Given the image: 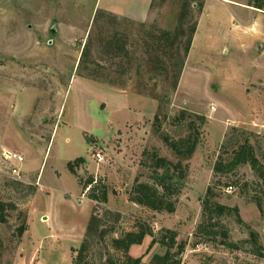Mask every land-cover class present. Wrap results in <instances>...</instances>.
Wrapping results in <instances>:
<instances>
[{
  "label": "rangeland",
  "instance_id": "374dc122",
  "mask_svg": "<svg viewBox=\"0 0 264 264\" xmlns=\"http://www.w3.org/2000/svg\"><path fill=\"white\" fill-rule=\"evenodd\" d=\"M250 1L204 0L180 81L160 110L161 102L137 92L136 83H157L161 95L164 76L149 72L144 61L138 75V60L128 67L127 59L107 52L106 40L128 33L132 56L146 58V28L174 29L178 1L151 8V0H0V201L8 205L0 220V264H75L72 251L81 247L96 204L98 214L120 217L107 214L105 227L112 230L91 239L86 258L95 264L108 257L120 262L112 238L139 221L156 237L166 228L178 232L177 241L185 243L181 264H264L249 242L256 232L264 246L263 180L248 163L215 170L217 161L232 157V148L223 153L222 146L233 127L231 144L241 131L251 132L264 164V9ZM98 9L120 18L96 21ZM86 43L100 80L78 68ZM119 63L128 68L122 75ZM118 80L125 86L111 83ZM181 111L206 120L198 119L199 144L183 162L175 211L132 202L136 179L153 183V173L163 171L153 153L178 161L162 134L186 135L184 121L172 122ZM7 151L25 160H6ZM19 166V175L12 174ZM88 177L106 186V203L84 191ZM152 238L130 249L141 264H154L153 255L166 251L159 242L149 248Z\"/></svg>",
  "mask_w": 264,
  "mask_h": 264
},
{
  "label": "trees",
  "instance_id": "16d2710c",
  "mask_svg": "<svg viewBox=\"0 0 264 264\" xmlns=\"http://www.w3.org/2000/svg\"><path fill=\"white\" fill-rule=\"evenodd\" d=\"M168 0H151L150 7H161ZM180 3V10L177 16V21L174 29L162 28L157 24H152L147 30V38L145 39L143 53L146 54V58L132 56V50L128 45V33L113 32L106 40L107 52L116 57H122L126 60L128 67H130L131 59H137V74H143V63L146 62L149 72H155L164 76L165 93L158 95L155 92L157 83H154L152 87H149L148 83L138 81L136 83L137 92L153 97L161 102L159 109H164L170 103V93L176 90L180 77L185 65L186 58L192 48L194 35L198 27L197 12H200L204 7V0H176ZM196 4V6H194ZM249 5L257 8L264 9V0H251ZM105 16L112 19L113 22L117 21L120 17L110 11L98 9L95 20L102 19ZM112 22V23H113ZM111 28V25L108 24ZM142 26H146L144 23H140ZM90 48L87 43L85 44L78 68L83 71H87V75H83L92 80H100L102 74L98 66L92 65L93 61L90 59ZM117 73L122 75L127 72L128 68L123 67L119 63L117 65ZM117 67V68H118ZM131 68V67H130ZM81 73V72H79ZM111 83L116 84L119 87H124V82L117 81ZM166 114V113H165ZM159 115H156L158 119ZM198 119L205 121L206 118L201 115H191L186 111H181L179 115L172 117L174 124L184 121L186 127V135L177 139L173 138L169 133H163V141L171 147V149L178 156L177 162H172L166 157L159 156L157 153H153L154 160L156 161V167L163 169L160 173L155 171L153 173L154 182L140 181L136 179L132 189L130 190V200L134 203L147 206L157 211L174 212L176 209L177 197L181 192V181L186 176V167L183 162L190 159L194 154L199 144V126ZM238 130L237 127H233L227 134L226 140L223 142V153L226 149L232 148V157L224 163L219 160L216 162L215 170L222 171L224 169L233 170L240 164L248 163L255 170L259 178L264 182V164L260 161L256 155L254 145L250 141L251 132L241 131V137L236 135V143L231 144V139L234 136V131ZM223 155V154H222ZM221 155V156H222ZM222 158V157H221ZM79 160L85 161L80 157ZM70 165V164H69ZM72 171L73 165H70ZM96 183V184H94ZM84 191H87L89 198L95 202L108 201V193L105 185L95 182L94 177H88L84 181ZM212 187L208 188L207 193L212 194ZM260 205V204H259ZM97 204L94 208L92 217L87 226L85 238L78 249H73V262L75 264H95L86 258V252L89 249L91 239L99 238L104 239L106 234L112 229L105 227L107 220V214L114 215L117 219L119 214L111 213V211H105L103 214H98ZM8 205L0 201V220L5 221L4 213ZM224 207H222L223 209ZM225 209V208H224ZM24 227L20 228L21 233ZM147 236H152L150 243L154 244L159 242L166 248L165 253H155L152 257V263L154 264H181L182 253L185 249V243L178 242V232L169 228L163 229L158 237L154 235V230L150 226H145L141 221L135 224L134 229L124 232L118 237H113L111 245L117 251L122 252V260L116 262L112 257L106 259V264H141L142 257H134L130 255V249L134 244L142 243ZM249 242L253 245V252L256 255L264 257V246L259 242L258 234L256 232L251 233V239ZM228 246L237 247V243L227 242ZM177 248L176 251H173Z\"/></svg>",
  "mask_w": 264,
  "mask_h": 264
},
{
  "label": "built area",
  "instance_id": "2783aa9c",
  "mask_svg": "<svg viewBox=\"0 0 264 264\" xmlns=\"http://www.w3.org/2000/svg\"><path fill=\"white\" fill-rule=\"evenodd\" d=\"M98 157L99 158L101 157L100 153H98ZM4 158L6 160L14 162L15 164L21 163V162H23L25 160V157L21 153L16 152V151H14V152H11V151L4 152ZM19 173H20V166L12 168V174L19 175ZM229 187L232 188L233 185H229Z\"/></svg>",
  "mask_w": 264,
  "mask_h": 264
},
{
  "label": "crops",
  "instance_id": "0c3cea01",
  "mask_svg": "<svg viewBox=\"0 0 264 264\" xmlns=\"http://www.w3.org/2000/svg\"><path fill=\"white\" fill-rule=\"evenodd\" d=\"M126 16H130V17H132L133 18V16H131V15H126ZM117 94H119V95H121L122 97H124V99L125 98H127V94L125 93V91H119V92H117ZM125 125H126V123H125ZM118 130H121V128H119Z\"/></svg>",
  "mask_w": 264,
  "mask_h": 264
},
{
  "label": "water",
  "instance_id": "95a60500",
  "mask_svg": "<svg viewBox=\"0 0 264 264\" xmlns=\"http://www.w3.org/2000/svg\"><path fill=\"white\" fill-rule=\"evenodd\" d=\"M194 6H196V4Z\"/></svg>",
  "mask_w": 264,
  "mask_h": 264
}]
</instances>
